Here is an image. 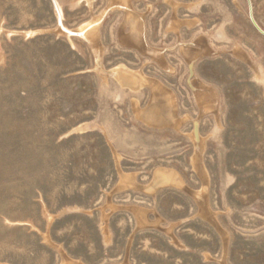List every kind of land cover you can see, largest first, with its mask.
<instances>
[{"label": "rangeland", "instance_id": "1", "mask_svg": "<svg viewBox=\"0 0 264 264\" xmlns=\"http://www.w3.org/2000/svg\"><path fill=\"white\" fill-rule=\"evenodd\" d=\"M124 1L92 30L98 60L60 21L75 30L111 0H0V264H264V35L249 0ZM250 2L264 30V0Z\"/></svg>", "mask_w": 264, "mask_h": 264}, {"label": "bare ground", "instance_id": "2", "mask_svg": "<svg viewBox=\"0 0 264 264\" xmlns=\"http://www.w3.org/2000/svg\"><path fill=\"white\" fill-rule=\"evenodd\" d=\"M126 1V0H125ZM124 1V2H125ZM121 3V2H119ZM118 2H114V0H111L110 4L108 5V7L102 12V14L100 16H98L97 18L92 19L91 21L82 24L79 28L75 29L74 31L77 34H82L84 37L87 38V40L91 43V45L93 46V49L98 57V60L100 59V56L102 54L101 48H100V41L99 38L97 37V35H95L92 30H96L98 28V26L101 24L105 14L107 13V11L109 9H112L116 6H122L121 4H119ZM57 5V3H56ZM126 8L130 11H132L133 9L131 8L130 4L128 2H126ZM60 14V13H59ZM61 17V16H60ZM142 20V18H141ZM178 21V20H177ZM177 21H173V23L175 24V26H179L178 24L181 22H177ZM182 24V23H181ZM60 25L63 29V31L66 34H69V32L71 31L70 29H67L66 27H64L60 21ZM143 25V24H142ZM143 29V28H142ZM143 31V30H142ZM145 40V39H144ZM147 45V44H146ZM144 46V45H143ZM144 52H148L151 53L152 55L156 56L159 59V62L163 65H165L164 61L160 58V54L157 51H154L152 49H150L149 47H144ZM156 50V49H155ZM206 49H203L202 53H204ZM244 57V56H243ZM191 61V60H190ZM100 66V65H99ZM99 68V67H97ZM111 70V69H110ZM102 74L106 75L108 74L107 72L101 71ZM111 73L113 75H115L117 78H119V80H121L123 82V84L125 85H129L133 88H138L144 85H148L151 90L153 91V96L157 97V98H161L165 101V103L167 104V106L169 108H173L174 107V96L173 94L157 79H154L152 77H148L147 75H145L141 70H132L130 68H128L125 65H119L115 68H113L111 70ZM199 98L203 99L204 102V108L208 109V108H213L215 103H213V97L214 94L211 92L212 90L208 89L205 86L199 85ZM163 104V103H162ZM161 104V106H162ZM156 103H155V107H156ZM152 108V107H151ZM175 109V108H174ZM204 109V110H205ZM174 112V110H173ZM141 115V114H140ZM160 115V114H158ZM160 119V117H157V120ZM183 120V119H182ZM172 121L174 122V124L179 123L181 120L180 118L178 119L176 116L174 119H172ZM161 122V121H160ZM197 122V121H196ZM182 123V122H180ZM155 124V123H154ZM177 126V125H176ZM197 129V128H196ZM198 136V135H197ZM201 150V149H200ZM198 161V160H196ZM201 161V160H200ZM200 164V163H199ZM159 173L162 174V172L159 171ZM164 173V171H163ZM205 176H207L206 174H204ZM162 177L165 180H169V179H177L176 175L173 174H162ZM158 179V178H157ZM156 179V180H157ZM180 180V178H179ZM178 180V181H179ZM204 180V179H203ZM170 181V180H169ZM127 182V181H126ZM156 183V182H155ZM127 184V183H126ZM130 184V183H129ZM157 184V183H156ZM164 184V183H163ZM175 185V184H174ZM183 186V185H182ZM205 186V185H204ZM185 187V185H184ZM201 199V198H200Z\"/></svg>", "mask_w": 264, "mask_h": 264}, {"label": "water", "instance_id": "3", "mask_svg": "<svg viewBox=\"0 0 264 264\" xmlns=\"http://www.w3.org/2000/svg\"><path fill=\"white\" fill-rule=\"evenodd\" d=\"M249 5H250L251 20H252L253 24L255 25V27L264 35V30L259 26V24L256 22L255 18L253 17L250 0H249ZM76 34L77 33L74 30H71L69 32V35H76Z\"/></svg>", "mask_w": 264, "mask_h": 264}]
</instances>
